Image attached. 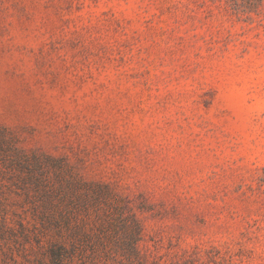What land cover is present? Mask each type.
Returning a JSON list of instances; mask_svg holds the SVG:
<instances>
[{
    "label": "rangeland",
    "instance_id": "374dc122",
    "mask_svg": "<svg viewBox=\"0 0 264 264\" xmlns=\"http://www.w3.org/2000/svg\"><path fill=\"white\" fill-rule=\"evenodd\" d=\"M57 238L264 264V0H0V264Z\"/></svg>",
    "mask_w": 264,
    "mask_h": 264
},
{
    "label": "trees",
    "instance_id": "16d2710c",
    "mask_svg": "<svg viewBox=\"0 0 264 264\" xmlns=\"http://www.w3.org/2000/svg\"><path fill=\"white\" fill-rule=\"evenodd\" d=\"M69 184H71V183H69ZM75 188H76V185L71 184L67 191L72 192V193L74 191L75 194H78V192L75 191ZM75 194L71 198H73V197L75 199L79 198L80 202H84L81 194L80 195L79 194L75 195ZM64 196H65V193H64ZM51 225H54L55 227L58 228L59 226H61V221L55 220L54 222L49 223V227ZM6 231H12V228H8ZM23 237L26 238L27 236L24 234ZM109 240H111V242H115V240L112 238H109ZM136 240H137L136 235L131 234L129 237V240L124 242V244L128 243V247H125L126 251H122V253H120V254L125 255L126 257H129L131 254L135 255L136 254V247L134 246L133 243ZM116 244H117V240H116ZM118 244H119V240H118ZM127 251H128V253H127ZM113 253H117V252L112 251L109 248H103V255H107V256H109V258H111ZM43 254H45V256L48 258L49 261L47 263H49V264H66V262L64 261L65 256H71V255L73 256L74 253H73V251L68 252L57 238V239L52 240L48 244L47 250L44 251ZM32 262H33V264H44V261L40 257L35 258L34 260H32Z\"/></svg>",
    "mask_w": 264,
    "mask_h": 264
}]
</instances>
